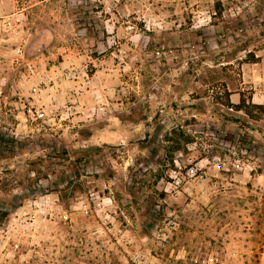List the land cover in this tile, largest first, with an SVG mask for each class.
<instances>
[{
  "label": "rangeland",
  "instance_id": "374dc122",
  "mask_svg": "<svg viewBox=\"0 0 264 264\" xmlns=\"http://www.w3.org/2000/svg\"><path fill=\"white\" fill-rule=\"evenodd\" d=\"M0 137V264H264V0H0Z\"/></svg>",
  "mask_w": 264,
  "mask_h": 264
},
{
  "label": "trees",
  "instance_id": "16d2710c",
  "mask_svg": "<svg viewBox=\"0 0 264 264\" xmlns=\"http://www.w3.org/2000/svg\"><path fill=\"white\" fill-rule=\"evenodd\" d=\"M0 140L1 142L5 145L7 144V139L6 138H3V137H0ZM81 151V150H80Z\"/></svg>",
  "mask_w": 264,
  "mask_h": 264
}]
</instances>
